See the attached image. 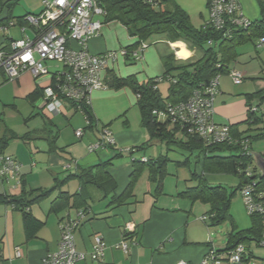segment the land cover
Returning <instances> with one entry per match:
<instances>
[{
	"label": "crops",
	"instance_id": "1",
	"mask_svg": "<svg viewBox=\"0 0 264 264\" xmlns=\"http://www.w3.org/2000/svg\"><path fill=\"white\" fill-rule=\"evenodd\" d=\"M257 1L260 5L264 3L263 0H241L244 15L252 21H257L259 17ZM21 2L24 7L22 13L15 15V8ZM43 8L42 0H16L11 14L8 9L3 10L0 21L10 14L13 19L10 23H14L25 15L40 14ZM9 24H3L0 28V47L7 40L24 39L25 34L21 27L17 26L16 22L13 26ZM4 27L8 28L3 30ZM33 33V30L27 27L26 35L33 38ZM161 39L158 41H164L166 44L156 46L162 42H155L156 45L153 46L148 45L147 41L144 42L147 48L140 60L133 62L119 55L116 61L109 62L101 75L106 88L92 94L91 110L96 124L92 129H88L87 126L82 129L81 138L74 133L72 139H66L63 145L59 146V142L56 143L55 151H51L46 139H43L45 140L43 145L27 148L28 150L19 143L14 146L9 144L5 154L15 157L21 163V178L19 181L10 183H5L0 179V195L19 197L24 191L50 189L54 186L56 179L62 180L68 176L70 172L67 171V166L71 160L88 168L113 159L116 156L112 153L115 151L113 149H101L95 153L88 152V147L96 143L100 130L104 127L112 133V128H115L113 135L116 144L122 148L136 150L135 148L146 143L149 140L146 129L140 124V130H130L127 118V113L136 106L138 107L136 94L131 87L114 89L110 81L112 78H133L137 83L145 84L164 75L166 62L179 65L198 55V50L191 49L184 42L172 43L164 36H161ZM138 44L139 39L131 37L120 22H108L99 36L89 40L88 50L93 55H102L127 48L138 50L140 46ZM242 45L236 48V60L229 64L230 71L235 70L243 75L242 83L235 85L228 74L223 75L219 80V93L215 98V121L220 125L239 126L247 119L248 95H256L258 92L264 95V79L253 78L259 76L261 72L264 74V52L258 53L257 56L260 62L259 70L254 69L247 64L248 59L246 58L251 57L245 50L239 53L238 49ZM71 46L74 49L77 48L75 43ZM250 78L253 80L248 81ZM51 82V76L35 78L30 73H25L16 82L9 84L11 82H7L3 74H0V103L4 104L3 94L11 95L15 101H29L30 95L36 89H45L50 86ZM41 102L40 97L34 106L38 104V109H42ZM252 104L254 106V100ZM11 106L16 108L14 105ZM64 110L79 113L68 102H64L60 113L65 116ZM122 119L124 121L120 127L114 124L115 121ZM85 129L92 132L91 138L85 136ZM7 131L2 136L6 135ZM153 144L157 145L158 142ZM170 150L163 145H158L157 152L153 156L145 155V152L141 157H137L136 154L139 153H134L133 156L125 153L124 155L127 156L123 155L115 159L107 169L117 186L114 195L119 197L129 184L133 171V158L150 160L167 155L169 163L166 167L162 193L159 195H156V183L149 180L148 172L145 173L144 178L150 182L141 184L138 191L135 189L134 202L119 206L112 204L110 197L105 198L103 193L94 187L85 186L82 194L83 200H86L87 213L75 238L77 251L86 254V259L78 264H94L91 261L90 252L97 236L102 237L108 246L101 264H178L179 262L200 264L209 251H220L227 248L230 232L227 233V237L225 235V238L221 237V240L215 238L214 231L217 226L211 220L210 206L199 201L193 202L183 195L189 188L196 186L191 176L192 167L191 165L189 168L178 165L182 163L180 158L171 157L172 152L178 151ZM261 157L264 158V155ZM260 171L262 172L261 169ZM61 176L63 177L60 178ZM80 189V183L72 180L61 191L72 195L78 193ZM59 192L57 191L49 199L28 209L35 218L45 223L31 239H27L25 235L22 210L12 205L0 204V264H44L45 256L58 250L61 238L60 219L65 217V213L57 215L51 212V209ZM77 215L78 209L69 211L71 219H75ZM122 242L127 244V252L117 248ZM250 249L254 257L252 246ZM18 251L21 252V257L16 256Z\"/></svg>",
	"mask_w": 264,
	"mask_h": 264
},
{
	"label": "trees",
	"instance_id": "2",
	"mask_svg": "<svg viewBox=\"0 0 264 264\" xmlns=\"http://www.w3.org/2000/svg\"><path fill=\"white\" fill-rule=\"evenodd\" d=\"M98 1L107 13L106 23L120 22L127 29L131 37L139 39L138 46L151 37L159 35L164 36L167 41L172 43L179 41L184 42L191 49L202 51L203 54L200 59L194 61V63L189 66L178 67L173 62L165 63V73L159 78H163V82L168 81L170 83L168 90L169 94L166 99L162 97L159 91V84L156 83L158 78L150 80L145 84H139L133 78H112L110 81V85L114 89L131 87L136 94L141 115V124L146 129L149 136V140L146 143L135 148L136 150H130L129 152L118 150L119 148H116L117 145L108 146L105 149L115 150L116 156L109 161L101 162L88 168H84L80 166L77 161L71 160L67 166V171L70 172L68 176L62 180L56 179L54 186L50 189H37L30 192L24 191L19 197L0 195V204L12 205L22 210L25 235L27 239H31L43 228L45 223L35 218L29 213L28 209L49 199L57 191H60L53 203L51 212L57 215L65 213V217L60 219L62 238V225L77 219V217L75 219L70 218L69 211L71 209H78V214L84 212L86 217V200H83L82 194L85 186L94 187L102 192L105 198L110 197L112 204L119 206L127 202H134L136 197V186L142 175L148 172L149 180L156 183V195L161 194L163 181L166 176V167L169 163L167 155L159 156L156 159H146V162H143L145 158L140 160L133 158V171L129 178V184L119 197L114 195L117 186L114 179L107 172L112 162L115 159L123 157L125 153H129L131 156H133L134 153H143L150 148L153 143L158 142L164 144L166 148L171 150L177 149L187 153L188 156L184 162L178 163V165H191L192 157L196 160L195 165L201 164L202 171L200 174H197L195 170L191 169L192 178L197 182V185L193 188H189L183 195L193 202L199 201L209 205L213 223L220 224L226 222L231 218L230 206L232 196L237 191H240L244 185L250 183L253 177L259 180L261 184H264V174H258L257 169H252L255 161L252 148L253 139L256 136L264 137V128L260 129L258 135L252 137L249 131L242 132L239 126H230L231 134L237 143L234 145L216 144L207 146L205 142L197 136L187 134L185 128L181 127L180 124H173L170 119H164V121H162V119H158L153 112L164 110L167 104L176 105L186 102L191 97L194 90L206 86L217 75L220 77L227 74L230 75L231 71L229 70V64L237 58L236 48L239 45L252 41L254 36H258L259 38L264 36V19L253 21L249 30H234L231 33V38H226L223 32H217L211 28H206V25L201 29L195 28L190 21L189 15L177 5L174 0H165L163 2L157 0L154 3H148L145 0ZM209 1L210 0L207 1V7H209ZM164 3H170V6H165ZM14 5H16V0H0V15L5 9H8L11 14ZM261 7H263V5H261ZM10 14L6 19L0 21V28L3 27V24L5 25L7 23L8 25L10 21L13 20ZM27 16L28 15L18 18V20L15 21L16 25L21 28L29 27L25 21ZM14 23L13 25H15ZM8 43L9 40H7L0 49H5ZM206 44L210 46L207 50L204 48ZM215 48H217L219 52H216ZM124 50L128 51L129 54L137 51L130 48ZM126 58L133 62L137 61L131 57ZM3 76L5 77L4 74ZM6 81L9 82L7 78ZM154 87H157V89ZM43 93L44 89H36L29 97L30 103L35 105L36 101L42 97ZM258 96L260 97V101H264V95L261 94L248 95L247 97L248 113L246 123L250 126H255L260 123V119L256 115L257 112H251L252 107H254L252 101ZM68 103L74 107L76 111H79L73 102ZM80 112L84 114L87 128H94L96 121L91 107L85 108ZM27 139V136L19 137L17 134L11 133L9 135L0 136V155H7L5 154V150L12 141ZM243 139H247L251 143V154L249 155L244 154L242 151L240 141ZM48 142L51 151H55L54 146L56 145L57 137L48 139ZM60 151L64 150L60 149ZM13 158L21 165L15 157ZM249 172L252 174L251 176H248ZM209 175L234 176L238 178V187L234 189L231 194H228V189L224 185L218 184L217 186L211 187L208 185L206 179ZM72 180H77L80 183V191L72 195L67 192H62L61 190L63 187ZM250 218L252 222L251 227L241 231L234 229L229 235V244L227 248L218 252L231 251L241 244L244 245L246 249L243 263L247 264V262H249L253 255L250 249L251 244L255 243L260 247L259 242L264 230L263 217L250 216ZM82 224L77 231L81 228ZM77 231L75 232V236ZM59 244L56 252L59 251ZM56 252H51L49 254ZM92 262L94 264L102 263V261Z\"/></svg>",
	"mask_w": 264,
	"mask_h": 264
},
{
	"label": "built area",
	"instance_id": "3",
	"mask_svg": "<svg viewBox=\"0 0 264 264\" xmlns=\"http://www.w3.org/2000/svg\"><path fill=\"white\" fill-rule=\"evenodd\" d=\"M154 3L157 0H145ZM264 1V0H263ZM43 11L38 15H28L26 24L33 29V38L26 35L27 27L21 30L25 34L22 40H10L5 49H0V74L9 82H16L23 74L30 73L35 78L51 76L50 86L44 89L41 97L42 109L50 114H60L64 102H73L82 111L92 107V94L106 88L101 75L110 61H116L119 55L140 60L147 48L142 43L139 49L131 54L126 50L93 55L88 50L91 38L99 36L106 24L107 13L98 0H43ZM209 18L206 28L223 32L224 37L231 38L234 30H249L253 21L248 19L242 10L241 0H210ZM204 25V26H205ZM9 26H13L10 23ZM8 28V27H7ZM6 27L3 30L7 29ZM75 43L77 48H72ZM211 43V42H210ZM259 46H264V36ZM46 62H57L63 70L50 72ZM230 76L235 85L243 81V75L232 70ZM220 76H215L206 86L194 90L191 97L183 103L167 104L162 111H154L158 119H170L173 124H180L187 134L197 136L207 146L216 144L234 145L237 143L231 134L230 125H220L215 121V98L219 93ZM163 78L156 80L157 84ZM157 89V87H154ZM252 107L251 112H257ZM81 138L83 131H77ZM113 133L102 128L98 140L88 147L89 153L116 146ZM244 154H251V143L247 139L240 141ZM118 149V147L116 146ZM129 152L130 150L118 149ZM146 162V159H143ZM21 165L11 156L0 155V179L5 183L19 181ZM252 174L249 172L248 176ZM249 216L264 218V184L255 177L239 191ZM85 213L80 212L76 220L62 225V238L59 251L48 254L44 264H77L86 259V254L77 251L75 232L82 224ZM264 248V230L259 242ZM108 246L105 240L97 236L90 252L92 261H102ZM118 249L127 252V244L122 242ZM246 253L244 245H238L228 252L211 250L200 264H244ZM21 257V252H17ZM178 264H188L179 262Z\"/></svg>",
	"mask_w": 264,
	"mask_h": 264
},
{
	"label": "rangeland",
	"instance_id": "4",
	"mask_svg": "<svg viewBox=\"0 0 264 264\" xmlns=\"http://www.w3.org/2000/svg\"><path fill=\"white\" fill-rule=\"evenodd\" d=\"M160 2H163L165 0H159ZM207 1L208 0H174V2L179 5L190 17V21L192 25L197 28L201 29L202 26L205 25V23L208 21L209 18V10L207 7ZM258 2V1H257ZM264 2V1H263ZM166 6H170V3H164ZM23 3L15 8L14 14L20 15L23 10ZM257 8L259 11V17L258 20L264 19V3L263 7H261L260 3H257ZM247 17V16H246ZM248 18V17H247ZM249 19V18H248ZM251 19V18H250ZM2 34V33H1ZM2 36V35H1ZM19 39V38H17ZM162 40L161 36L156 35L151 37L149 40H147L148 45H156L155 42H162L158 43L156 46H160L161 44H166L164 41H158ZM260 38L258 36H254L252 41L248 42L245 45H242L238 51L239 53L245 50V52L253 59H248L247 64L251 66L252 68L259 70L260 62L257 59L258 53L264 52V46H259ZM165 46V45H164ZM205 50L209 49L210 46L206 44L204 46ZM216 52H219L217 48H215ZM203 52L198 51V55L196 58L186 61L183 64L177 65L178 67L183 66H189L194 63V61H197L201 58ZM256 57V58H255ZM255 58V59H254ZM45 66L48 68V70L52 73L54 71L63 70V65L57 63V62H46ZM254 79L258 80L264 79V74L261 72L259 76H254ZM253 78L248 79L253 80ZM264 81V80H263ZM14 82H11L9 84H13ZM159 91L163 98L168 97V90L170 87V83L168 81H164L159 84ZM7 91V89L5 90ZM260 92H258L259 94ZM3 99L5 100L2 104L0 103V135L2 136L5 134V131H7V134L11 133L17 134L19 137H25L27 136V140H17L12 141L10 143V146L20 145L23 146V148H33L38 147L40 145L44 144L43 139H46V142H48V139L57 137V142H59V146L63 145L62 143L65 142V140L72 139V136L77 131H83L82 129L86 128V119L84 118V114L80 111H77L79 113H76L75 111L67 112L64 110V114H50L47 113L43 109H38L37 106L32 105L28 100H17L15 101L14 98L11 95L3 94ZM11 105L16 106V108H12ZM254 106H257L259 108V111L257 112V117L260 119V123L255 126H250L246 123L247 119H245L241 124H239V128L242 132L249 131V134L252 137H255L260 132V129L264 128V101H260V97L254 99ZM127 118L130 123V130L132 131H138L140 130V124H141V115L138 107L131 109L127 113ZM122 120L115 121L114 124H116L118 127L123 125ZM162 121H164V118H162ZM142 125V124H141ZM102 126V125H101ZM81 127V128H80ZM144 128V127H143ZM114 127L112 128V131L114 133ZM85 136L88 138H91L90 136L93 135L91 131L88 129H85ZM61 139V141H60ZM158 145H163L162 143H158L151 145V149L148 148L145 151V155L153 156L157 152ZM118 146V145H117ZM154 146V147H153ZM119 149H127L130 148H122L118 146ZM253 152L264 155V137H255L253 139L252 143ZM28 150V149H27ZM178 152H172L171 157L177 156L180 158L181 162H184V160L187 157L186 152L179 151L177 149H174ZM160 151V150H159ZM112 153L116 154L115 151ZM166 154V153H165ZM137 157L142 156L141 154H136ZM127 156V155H124ZM139 159V158H138ZM196 160L194 157L191 158V167L197 174H200L202 171L201 164L195 165ZM190 166V165H189ZM189 166H187L189 168ZM187 168V169H188ZM252 169H257L258 174L262 173L258 167V163L256 160L254 161V164L252 166ZM190 171V170H189ZM256 171V172H257ZM147 173V172H145ZM143 174L141 179L139 180L136 190H139V186L141 184L147 183L148 179L146 180L144 177L146 174ZM192 176V173H191ZM61 176L60 178H62ZM150 182V181H148ZM207 183L209 186L214 187L218 184L224 185L228 189V194H231L234 189L238 187L239 181L238 178L234 176L229 175H209L207 178ZM194 185H197V182H195ZM193 186V185H191ZM138 187V189H137ZM230 214L231 218L227 220L224 223L216 224L217 227L215 232V238L218 240H221L222 238L227 237L228 232L236 230H244L249 229L252 225L251 218L246 210V207L243 202V198L239 191H237L231 198V206H230ZM225 235V236H224ZM252 249L254 250V257L251 258L249 261V264H264V248L258 247L255 243L251 244ZM247 247V245H246Z\"/></svg>",
	"mask_w": 264,
	"mask_h": 264
},
{
	"label": "water",
	"instance_id": "5",
	"mask_svg": "<svg viewBox=\"0 0 264 264\" xmlns=\"http://www.w3.org/2000/svg\"><path fill=\"white\" fill-rule=\"evenodd\" d=\"M254 155H255V160L258 163V167L262 170V172L264 174V158L255 152H254Z\"/></svg>",
	"mask_w": 264,
	"mask_h": 264
}]
</instances>
